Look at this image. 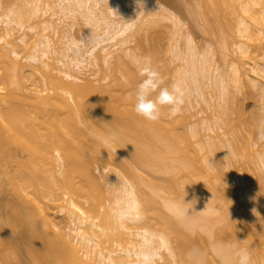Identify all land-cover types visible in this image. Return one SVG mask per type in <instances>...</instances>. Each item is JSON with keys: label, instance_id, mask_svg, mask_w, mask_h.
<instances>
[{"label": "bare ground", "instance_id": "obj_1", "mask_svg": "<svg viewBox=\"0 0 264 264\" xmlns=\"http://www.w3.org/2000/svg\"><path fill=\"white\" fill-rule=\"evenodd\" d=\"M35 1L34 5L31 4L32 16L43 9V2ZM108 1L109 9L103 12L93 7L83 9L81 0H78V6L88 12L85 15L83 11L82 17L89 15V25L94 23L93 26L106 28L103 36L94 35L92 31L94 34H82L77 39L69 30L66 49L57 48L56 43L46 36L33 46L34 55L30 60L40 61L42 57L54 56L52 65L42 63L46 69L42 70V78L35 72L26 74L23 70L25 65L17 62V52L14 48L8 49L9 42L0 45V173H12L3 163L7 158L13 159V146L27 152L32 160L30 166L18 163L20 168L24 167L23 170L11 176L14 184H20L17 191L22 196L24 207L10 206L6 214L0 216V264H7L9 257L5 258L4 255H8L6 251L12 255L21 249L23 236L16 238L14 247L9 243V236L18 230L26 233L24 237L29 236L28 250L34 264H159L162 263L163 251L169 253L175 264H225V260L236 264V254L242 248L252 253L253 264H264V183L262 179L258 180V166L249 165L246 170L244 180L252 191L249 189L247 194L240 196L225 189L220 176L210 175L206 166L201 165L189 136L170 112L162 111L157 122H148L135 115L134 90L142 80L141 76L127 74L123 75L125 80L122 83L118 81L95 87L92 98L76 97L70 102L63 97V92H78L80 88L70 72L84 74L99 52L108 53L112 49L121 56L134 59V55L128 54L127 45L139 32L157 20L176 18L175 13L156 0ZM223 3V7L219 8V3H216L211 10H205V19H212L218 26L228 17L232 25L236 19L234 16H241L237 23L239 34L263 47L264 10L262 20L259 17L260 21L257 20L260 22L258 35L257 32H249L247 21L252 18L253 5H263L264 0H223ZM44 4L45 12L53 9L49 3ZM127 6H132L138 13L131 14ZM238 10L248 16H238ZM16 15L21 14L12 10L5 14L3 20L7 28L12 25L22 27ZM45 23L43 27L48 30L50 26H45ZM11 31L8 30V34ZM4 36L0 35V41ZM237 47L242 57L246 55L244 44ZM108 57L109 53L105 56L106 63ZM56 64L67 70L63 76L55 72ZM238 70L235 68L236 76L233 77V73L232 79L229 78L237 83L236 88L239 84L241 86L237 79ZM254 72L259 76L264 101V67ZM224 78L219 80L221 90L224 94L231 93L227 90L234 83L231 82L233 85L230 87V82L226 85ZM197 82L201 90V79ZM11 85L15 86L11 88ZM245 122L243 124L250 125ZM245 132L247 134L248 130ZM232 134L235 135L234 131L231 133L234 142H230L232 147L230 145V151L226 152L230 158L227 160L232 161L231 164L242 163L245 161L242 157L247 160L251 156L248 151L252 152V141L247 135L242 145L238 143L240 134L235 137ZM109 145L122 156L118 159L122 160L123 173L127 180L128 176L136 180L135 186L122 174L109 173L102 168L103 154L109 153ZM53 149L58 155V173H37V160L51 159ZM84 154L91 164L86 160L82 169H75L73 158ZM158 174L168 177L161 180L162 176L158 179ZM156 178L160 183L155 181ZM103 189L114 197L112 204L107 203ZM138 190L141 193L139 198ZM180 198L187 201L181 203ZM248 201L256 202V208L253 205L255 210L251 208L252 211L247 209L243 212V204ZM57 205L63 207L58 213L61 219L54 212ZM76 211L85 219L101 218L114 230L109 233V237L114 238V245L124 247L126 244L130 249L105 254L93 238L96 224H87L83 217L75 215ZM65 220H70V223L67 225ZM63 221L67 226L61 225ZM132 222L146 223L149 228L126 240L120 229H127ZM41 225L51 229L54 238L42 231ZM154 227H160L163 234L152 230ZM199 240L205 243L200 244Z\"/></svg>", "mask_w": 264, "mask_h": 264}, {"label": "rangeland", "instance_id": "obj_2", "mask_svg": "<svg viewBox=\"0 0 264 264\" xmlns=\"http://www.w3.org/2000/svg\"><path fill=\"white\" fill-rule=\"evenodd\" d=\"M96 1H98L99 4H96ZM156 1L165 6L167 10L175 13L174 16L178 19V23L175 24L177 21L174 22L173 20H176V18H174L171 21L157 20L146 26L127 45L129 51L128 54L130 56L134 55V59L124 55L121 56L112 49L108 52L110 57H108V62L106 63L105 56H107L108 53L99 52L96 55V58L93 59L94 62H90L92 65L90 64L84 74L70 72V74L77 79L75 80V83L78 84L80 88L78 92H63V97L70 102L76 97L81 99L92 98L95 87L99 88L101 86L115 84L118 81H121L122 83L125 80L123 75L127 76V74L135 77L140 76L138 69L143 65L145 58H149L151 66L160 73L163 81L161 85L162 87L171 88V86L175 84L182 90L183 104L180 106V111L176 115L171 116L177 120L178 126L189 136V142H191L193 149L196 151V157L200 160L201 165L204 167L206 166V171L210 175L220 176V179L225 184V189L232 190L240 196L245 195L248 193L249 189L252 191V188L244 180L246 178L247 166H258V180L260 181L262 179V183H264V101L262 98L263 94L260 88L261 82L259 83V76H256L254 72L256 69L264 67V44H261L263 47H260L254 41L247 39L248 37L243 38L239 34L237 23L241 17L240 15L242 14V11L239 12L238 10L237 15L240 17L237 18L234 16L236 19L233 21L234 23L232 22V25L230 24L231 20H229L228 17L222 20L221 25L218 26L214 24L215 22H213L212 19H205V10H211L215 7L216 3H219V8L223 7V5L225 6L223 0ZM243 1L244 0H241V2ZM34 2L36 1L0 0V28L2 29V32L0 31V33L5 35L0 34L5 37L3 41H0V45L3 46L7 42L10 43L8 49L14 48L17 52L19 57L18 61H16H21V64L25 65L23 70H25L26 74H28V72H35L37 77L41 76L40 78H42V70H46L42 66V63L44 62L49 65L54 63V56L42 57L40 61L30 60L34 55L32 48L41 40L42 36H46L53 40L56 43L57 48L66 49L68 48L66 37L70 32L69 30L72 31V34H74V37L77 39L80 38L82 34L90 35V33L93 32H95V34L93 33L94 35L103 36L104 30H106L104 26H93L94 23L91 24L92 27L89 25V15L82 17L87 11L82 10L78 6V0H41V2H43V9L39 12L41 15L38 13L36 16H32L31 11L33 10V7L31 4ZM81 2L83 4V9L93 7L94 10H103V12L108 11V0H81ZM44 3H49V5H52L51 7H53V9L45 12ZM261 4L253 5V10L251 12L252 18L247 21L250 26L249 32H257V34L255 33L256 35L259 34L260 22L258 21H260V19L262 20L264 10V3L263 5ZM77 7H79V9ZM126 8L129 11L131 10V14L135 15L138 13L137 10L136 12L133 10L132 6H127ZM11 10L20 12L21 15H16L15 18H17L18 22L22 24V27L12 25L7 28L4 24V16ZM74 10L79 13L76 14ZM69 11H72V13L74 12V15H72V13L69 14ZM83 11L84 14L82 13ZM204 11L205 13H203ZM80 12L83 15H81ZM243 16L247 17L248 15L242 14V17ZM44 22H47L45 23V26H50L48 27V30H45V27H43ZM175 25H177L176 28ZM67 26H69V29ZM8 30H12L10 34H8ZM23 41L24 43H22ZM241 43L244 44L247 50L246 55L244 54L243 57L238 52L237 47ZM55 67V72L59 73L60 76H63L64 72H67V70L61 65L56 64ZM235 68L239 69V72H237V75L239 74V78L237 79L241 82V86L239 84L240 88L237 85L239 89L235 86L237 83L230 80L232 79L231 77L233 73V77L236 76V73L234 72ZM222 77H225L224 79L227 80L226 85L230 82L228 86L230 85L231 87L234 83L231 89H229V87V90H227L231 92H227V94L229 93V97L221 90L220 81H222ZM199 79L202 81V85L199 84L202 87V89L200 87L201 90L198 89L199 86L197 81ZM14 86L15 85H11L10 87L13 88ZM164 110L170 112L169 108L164 107L162 111ZM243 121L250 124H246L249 126L248 128L250 130L247 129L245 124H243ZM244 128L246 129L244 130ZM232 129H235L233 130L235 135L232 134L234 137L238 133L240 134L238 143L241 142V144L244 145L246 137L248 138L247 135L250 137L249 140L251 139L252 141L250 142L252 143V152L248 151V153H251V156L250 158H247V160L245 157H242L244 158L243 160H245L242 163L238 160L239 163L236 162L231 164L232 161L230 162V158L226 154V152L228 153L230 151L229 147L232 142H234L232 141L234 138L232 139L231 136V133H233ZM247 130L248 133L246 134L245 131ZM249 131L251 135L249 134ZM241 144H239V146ZM11 152V157L13 159L7 158L3 165L12 173H0V216H4L10 206L16 207L17 209L24 207L22 196L19 191H17V187H19L20 184H14L11 176L15 174L14 172L22 171L26 165L30 166L32 161L27 152H24L15 146L11 148ZM248 153H246V155ZM51 154L52 157L48 161L37 160L39 165V169L38 167V170L36 169L37 173H58V155L55 153L54 149L51 150ZM103 157L104 161L101 165L102 168L109 170V173L116 172L122 174L126 179L127 175L125 176L123 173V165L120 162L122 160L118 159L122 156H120L112 145H109V153L103 154ZM227 157L229 158L228 160ZM73 159V166L75 169H82L86 160L91 164V161L85 154L84 156L76 155ZM217 161H219V163ZM18 163L22 164L24 167L20 168ZM35 165L37 164L35 163ZM214 165L217 169H214ZM159 175L160 174L157 175L158 179H161L162 175ZM128 177L130 179L128 178V180H126L135 186L137 183L135 182L136 180H132L130 176ZM163 177L164 174L161 180H163ZM150 178L151 177H149V179ZM158 179L155 181L159 182ZM31 190L33 189L31 188ZM103 191L107 203L110 202L112 204L115 200L114 197L112 195H107L105 189H103ZM136 194L139 198L141 193H139L138 190L136 191ZM186 197L187 196L184 198ZM186 201L187 200H185V202ZM183 202L184 201L181 203ZM255 203L254 201L245 202L242 207L243 212L251 208L255 210ZM65 205L63 204V206ZM253 205L255 208L252 207ZM57 206L58 207H54V212L57 217L61 219V216H59L58 213L63 207H61V205L60 207L59 205ZM252 209L250 211H252ZM75 213V215L84 218L79 212L76 211ZM39 221L41 222L40 219ZM69 221L70 220H65L66 224ZM85 221L89 225L96 224L97 227H94V233H92L93 238L100 247L103 248L105 254H108L111 251H118L119 253V251L121 252L130 249L126 244L124 247L114 245V238L109 237V233H112L114 230L109 224L103 223L101 218L85 219ZM66 224L63 221V224L61 225L65 226ZM42 226L43 225H41L42 231H44L50 238H54V232H52L51 229L47 230V228ZM144 228H149V225L146 223H130L128 224L127 229H120V231L125 234L126 240H130V237L135 236ZM152 230L159 234H163L160 227H154ZM24 234L26 233L23 230H18L12 236H9V243H13L12 246L16 245V242L14 243V241H16L18 236L20 238L23 236L24 243L16 254L11 255L9 251H6L8 252L7 255L6 252H3L6 253L5 255L3 254L5 258L9 257L7 259V264H34L28 250V245L30 243L29 236L26 235L24 237ZM206 238L207 236L204 238V241ZM198 243L202 244L205 242L201 243L199 240ZM203 246L204 245H202V247ZM128 258L131 259V256H128ZM159 264L175 263L169 253L163 251L162 263Z\"/></svg>", "mask_w": 264, "mask_h": 264}, {"label": "clouds", "instance_id": "obj_3", "mask_svg": "<svg viewBox=\"0 0 264 264\" xmlns=\"http://www.w3.org/2000/svg\"><path fill=\"white\" fill-rule=\"evenodd\" d=\"M138 71L143 79L134 90L135 115L148 122H157L161 118L164 107L169 108L171 115H176L183 104L180 87L175 84L171 88L161 87L163 81L160 73L151 66L149 58H145ZM225 264H230V261L225 260ZM236 264H253L252 253L246 248L240 249L236 254Z\"/></svg>", "mask_w": 264, "mask_h": 264}]
</instances>
